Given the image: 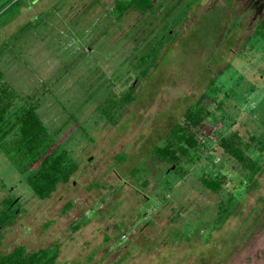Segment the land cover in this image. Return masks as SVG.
Returning a JSON list of instances; mask_svg holds the SVG:
<instances>
[{"label":"rangeland","instance_id":"rangeland-1","mask_svg":"<svg viewBox=\"0 0 264 264\" xmlns=\"http://www.w3.org/2000/svg\"><path fill=\"white\" fill-rule=\"evenodd\" d=\"M13 1L0 0L9 6L0 14L3 79L37 98L41 121L78 167L38 199L0 152V200L19 204L0 229V252L58 242L54 264H264V155L252 154L263 170L247 189L216 143L233 131L247 140L264 126V47L246 42L264 0H179L166 17L161 10L175 0H152L165 5L146 15L128 9L117 21L112 0ZM171 25L177 35L167 40ZM157 45L135 98L111 109L125 90L116 79L135 80L140 70L128 58ZM209 81L221 101L209 107V145L177 174L149 149ZM210 172L223 175L217 193L201 184ZM230 192L227 210H218Z\"/></svg>","mask_w":264,"mask_h":264},{"label":"trees","instance_id":"trees-1","mask_svg":"<svg viewBox=\"0 0 264 264\" xmlns=\"http://www.w3.org/2000/svg\"><path fill=\"white\" fill-rule=\"evenodd\" d=\"M112 4L115 17L118 18L127 9L136 11L148 9L150 0H112ZM3 5H0V14L9 7L2 9ZM169 28L163 37L173 40L177 34L169 36L171 32ZM246 42L253 49L258 46L264 47V16L258 19ZM157 49L158 45L154 49L155 52L148 53L146 49L140 54L132 55L134 59L128 58L132 64L137 59L136 64L140 65V70H137L133 76L136 80L146 76L156 57ZM130 80L132 81L129 79L128 82L125 79L126 90L123 93H116V97L110 101L111 109L117 107L120 110L123 104H128L135 98ZM214 93L213 82L209 81L206 90L183 110L181 120L169 126L162 142L150 147V153L159 161L168 163L170 168L175 165L172 172L179 170L177 174H183L185 167L192 161L191 153L209 145L207 136L215 121L214 118H210L209 107L218 109L221 107V101L214 100ZM36 103L37 98L32 100L19 96V93L3 79L0 69V152L6 156L15 171L22 175L34 196L44 199L51 194L58 183H66L69 180L77 170L78 164L69 156L67 150L56 142L54 135L41 121L36 111ZM105 115L110 117L109 120L113 118L109 110ZM216 143L218 148L237 165L239 182L245 184L247 189L254 188L257 183L256 177L263 167L252 154L256 152L264 155V126L262 131L249 134L247 140H243L237 131H233L226 136L218 137ZM121 160L123 157L117 155L116 161ZM181 161L186 162V165ZM135 172L136 170L132 173ZM221 178L223 175L219 172L215 174L210 172L202 175L200 181L204 188L217 193L222 188ZM140 183L145 185L144 179L141 178ZM230 194L231 192L227 194L225 201H219L218 210H227V205L232 201ZM18 207L16 197L7 196L0 200V229L12 223ZM67 208L68 204L64 210ZM76 226L74 225L73 228ZM58 250V242H52L35 250H26L22 245H15L8 251L0 252V264H54Z\"/></svg>","mask_w":264,"mask_h":264},{"label":"flooded vegetation","instance_id":"flooded-vegetation-1","mask_svg":"<svg viewBox=\"0 0 264 264\" xmlns=\"http://www.w3.org/2000/svg\"><path fill=\"white\" fill-rule=\"evenodd\" d=\"M179 0H175L172 4H170V7H168L167 9H162L161 10V12H162V15H164L165 17L166 16H168L169 15V13H170V11L172 10V7L173 6H175L174 4L175 3H177ZM165 3H168L169 4V2L168 1H166ZM163 5H165V4H163ZM163 5H160L159 3H156L155 5H152V0H150V6H149V8L148 9H146V10H144V11H138V12H140V13H144L145 15H146V13H150L152 10H154L153 8L154 7H159L160 9L161 8H163ZM114 7H113V4H112V7H111V12L109 13V15L110 16H112V18L115 20V21H117V20H119L125 13H126V11L128 10H125L124 12H123V14L121 15V16H119L118 18L117 17H115V12H114V9H113ZM129 10H132V11H136V10H133V9H129ZM169 10V11H168ZM143 14V15H144ZM172 27H171V32H170V35L169 36H171V35H173V31H176V30H174L173 29V27H174V25H171ZM228 34V32L226 33V35ZM225 38V37H224ZM246 39H248V37L246 38ZM247 41V40H246ZM232 43V42H231ZM121 82V81H124L123 83H122V85H124L125 86V90H126V84H125V79L123 80V78L121 79V78H119V79H116V82ZM134 81H136V79L134 80V79H132V85L134 84ZM115 82V83H116ZM125 90H121V92L120 93H123ZM168 171H165V174L167 173Z\"/></svg>","mask_w":264,"mask_h":264},{"label":"water","instance_id":"water-1","mask_svg":"<svg viewBox=\"0 0 264 264\" xmlns=\"http://www.w3.org/2000/svg\"><path fill=\"white\" fill-rule=\"evenodd\" d=\"M89 159H90V158H89ZM89 159H88V160H89Z\"/></svg>","mask_w":264,"mask_h":264}]
</instances>
